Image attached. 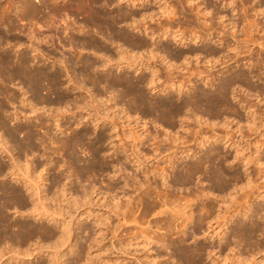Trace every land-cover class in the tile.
<instances>
[{"label": "rangeland", "instance_id": "1", "mask_svg": "<svg viewBox=\"0 0 264 264\" xmlns=\"http://www.w3.org/2000/svg\"><path fill=\"white\" fill-rule=\"evenodd\" d=\"M18 1L20 0H0V12L5 11L3 12L5 15L0 13V16L10 15L15 25L18 26L7 32L4 28L7 25L0 23V33L9 38L22 36L20 38L23 42L22 46L18 47L11 41L10 48L12 47L15 52L16 49L22 47L30 54L34 53L46 59L45 64H50L54 59L53 50L55 47L56 50H59L54 51L55 57L60 54L65 56L70 54L72 45L68 43L71 39L75 38L74 40L84 43L89 38L105 42V36L94 33L95 28L87 23L89 12L86 6L83 8L77 2L72 3L75 0H36L38 2L36 4L40 6L37 9V11L39 10L37 18L40 23L38 25H41L42 28L36 27L39 29H36L35 36L39 41L35 45L40 51L35 53L31 51L30 40L27 38V34L32 28L29 25L25 26L22 24L23 22L14 17V11L18 10ZM45 1L47 4L44 3ZM111 1L112 3L108 7L111 8L110 10L119 7L126 9V12L134 11V16L131 17L133 19L126 17L125 22L116 23L118 27L126 29L124 30L127 33V39L125 38L127 41L121 39L122 36L114 28L111 34L108 32L109 36L113 35V42L106 41L112 49L109 55L92 50L88 44H84L81 50L82 56H90L94 60H98L97 58L109 60V69H104L109 71L110 76L107 77L110 80L105 77L107 81L103 78L100 84L94 82L89 75L77 72L74 77L76 81L79 80L77 85L68 79L70 75L63 74L64 78L61 79L63 93L61 94L67 98L61 103L53 102V105H50L51 102L45 103L42 100L29 97L32 100L31 103L34 100V109L31 107L33 103L29 105L18 101L21 97V89L18 86L22 85L18 79L10 82L12 85L6 83L11 89L16 90L19 96L17 101L13 100L14 107L9 101L5 103L8 110L7 112L5 109L6 124L11 127L29 121L34 127L32 126L31 130L27 128L17 130L19 132H16V140L21 143L23 141L22 145L25 146L23 149H27L26 144H30V141L34 146L32 144L31 150L27 152L25 149L23 150L26 155L24 152L20 154L21 148L15 146L14 139L12 140V137L0 128V136L5 137L1 136L0 141L9 147V149L7 147L9 152L7 149V151L0 149L1 162L6 166L8 164L11 166L13 160L10 156L12 155L16 157V163L20 162L19 166L6 167V171L8 168H14L13 171L19 178L12 174L9 176L8 172L6 176H3L4 179L2 175L0 177L3 182L14 184L24 190V197L26 196L25 199L27 198L26 201L29 204L26 208L24 207V212L21 210L22 208L18 210L17 208L4 207L3 214L12 216L11 218L18 217L37 222L39 214L36 212H41L42 215L46 212L41 221L49 225L63 223L70 227L72 225L69 242L73 243L78 238V242L82 245L84 243L85 247H82V252H80L82 253L80 261L83 264H103L104 258L115 260L112 264H127L126 200L136 199L134 200L136 215L161 218L168 215L177 197L183 196L184 198L186 196L185 198H190L198 203L200 196H205L201 190H203L202 192L206 190L207 193H205L214 200V206L211 208L212 220H204L202 229L192 237L188 236L186 242L191 247L196 244L205 246L207 255H203L201 263L264 264V39H262L261 33L256 30L251 31L252 35L245 33L248 30V23H251L248 21H252L255 17L259 18L260 22L262 21L264 5H259L258 0H251L252 6H249L247 10L250 13L246 12L245 19L241 20L238 18H240L242 10L238 8L237 0L232 5L226 6V9L223 8L225 11L220 8L221 0H211L210 5L205 3L208 0H204V4L203 0H190V2L187 0H144L142 6L140 5L141 0ZM226 1L229 0H225L224 3ZM165 6L170 7L173 11L168 17H164L162 14ZM218 7L222 10L221 12ZM197 8L203 12L204 17L201 15V18L211 17V14L214 15L213 12L216 10L219 11L218 14L226 12L227 21L221 22L215 17L212 21L215 22L212 24L217 23L218 25H212L210 29H208V24L206 26L198 20V22L194 21L197 22L196 24H192L191 19L194 18ZM261 9L263 13L260 11ZM252 13L260 16L257 17ZM249 18L251 20H248ZM136 23L138 25H135ZM221 23L225 25L222 27L223 29L220 28ZM128 24L129 27H127ZM66 26L68 28H65ZM136 26L139 27V32L136 31V29L138 30ZM133 27L134 29H132ZM141 28L143 30L146 28V30L142 31ZM241 28H245V30L241 32ZM56 30L58 31L56 32ZM18 33L22 34L18 36ZM160 33L162 36L157 37ZM128 35L131 36L130 39H128L130 37ZM245 35L248 36L245 37ZM253 35V39L250 38L248 41L247 37ZM243 36L246 38L245 43H243ZM256 37L260 39L257 40ZM36 39L33 41L37 42ZM254 39L262 43L259 45L261 48L256 41L253 42ZM60 40L62 41L60 42ZM135 41H138L139 44ZM150 41H158V46L150 45ZM240 42L248 45V50ZM213 48L215 55L211 52ZM206 50L209 51V54ZM125 60L130 62L129 65ZM243 73L246 74V78L240 76ZM117 75L126 77L128 80L124 83L121 80L112 81L111 78ZM248 76L252 78L250 79ZM151 77L153 81L147 83L148 78ZM42 92L45 93H41L42 95L49 96L50 99H54L53 97L56 95L46 90H42ZM28 94L30 96V93ZM7 104L8 106H6ZM14 108L17 109L15 110L17 116H15ZM57 111H59L58 114ZM52 114L58 115V125L52 121L55 119ZM28 131H33V134H29ZM76 132L77 134L85 133V136L80 142H69L73 143V145L71 144L72 148L67 142L68 138L77 135ZM26 134L32 136L31 140ZM73 155L76 156L73 157ZM215 156H220L223 160L221 158L219 160ZM210 157H213L212 160ZM198 162L200 163L198 164ZM202 162H205L204 167L207 169L213 163H219V165L213 164V168H211L223 169L220 170L226 175L222 173V176H225L223 183L210 177L209 174L203 173ZM25 163L31 165L28 166ZM221 163L222 166L219 169ZM189 170L191 176L186 179L185 175L190 173ZM21 172H28L30 180L37 182L40 188L38 194H32L30 190L27 191L30 194L26 192L27 189L25 190L22 182L23 177L20 176ZM222 187L225 189L224 191ZM142 189H146L142 191L146 192L144 195L142 194L143 196L138 194ZM162 199L166 200L163 205L161 204ZM39 201H42L41 204ZM37 203L43 205L44 208H39L41 206ZM29 206L30 208H28ZM32 206L38 208V211L35 209L36 212L33 210V214H29V211L32 213ZM254 206H261L263 210L261 209L258 214L249 217L251 213L249 209ZM248 207L250 208L248 209ZM246 210L249 213H245ZM233 212L237 214L223 226L224 233L221 232L219 228L221 217L223 214L226 216L227 213L232 214ZM249 218L252 219L249 220ZM52 219L57 223L53 224ZM78 219L82 220V224L91 223L93 219L97 222L85 230L82 227H77ZM242 221L247 223L248 231L239 229ZM55 229L56 235L46 237L44 234L40 236L37 233L39 236L34 235L30 238V243L28 241L23 246V248L28 244L30 246L28 248L31 255L23 257L26 264L37 261H41L42 264H48V261L49 264H62L63 253L69 247H67V242H63L57 226ZM187 230L189 229L187 228ZM217 232H221L220 234L223 236L220 243H224L228 239L229 247L224 245L220 248L213 247L219 240ZM86 235L89 238H86ZM184 235L187 236V234ZM232 240L237 241L232 244ZM133 242L129 248L137 255L155 252L156 246L152 242L148 243L141 238L133 240ZM236 243L237 246L234 248ZM170 250L168 249V251ZM57 258L58 260H56ZM68 258L70 259V256ZM119 261L121 263H118ZM167 261L164 264L170 263L169 260ZM73 263L75 262L73 261ZM134 263L138 264L136 261Z\"/></svg>", "mask_w": 264, "mask_h": 264}, {"label": "bare ground", "instance_id": "2", "mask_svg": "<svg viewBox=\"0 0 264 264\" xmlns=\"http://www.w3.org/2000/svg\"><path fill=\"white\" fill-rule=\"evenodd\" d=\"M8 1V0H7ZM41 1V0H40ZM48 1V0H47ZM128 1V0H127ZM144 0H141V4H144L143 3ZM179 1V0H178ZM186 1V0H185ZM188 2H190V0H187ZM207 1V0H206ZM222 1V6L220 8H225L226 9V6H229V5H232L234 3V1L236 0H229V1H226V3H224L225 0H221ZM220 1V2H221ZM253 1V0H252ZM17 2V1H16ZM36 0H20L18 1V10L17 11H14L15 9H12L14 11V17L18 18L19 21L23 22L22 24H24L25 26L26 25H29L31 31H29V33L27 34V38L30 40H28L30 42V48H31V51L35 52V53H39L40 49L37 48V45H35V43L37 44L39 39L37 40L36 39V36H35V31L36 29H39V28H36V27H41L42 26L38 25L40 24L38 21H39V18H37V14L39 13V10L37 11V9L40 7L39 5L36 4ZM73 2H77L78 4L81 5V7L85 8V6L87 7V10L89 12L88 14V17H87V23H90L92 27H94V33H100L102 36H105V42H101L99 40H95V39H87L86 43H84L83 41L80 42L79 40H69V43L72 48L70 54L67 56L65 55H62V54H58L59 56L58 57H55L54 55V51L56 50V47L54 48L55 50H53V61H51L50 64H45V60L44 58H42L41 56H38L37 54H30L29 51H26L24 50L22 47L19 48V49H16V52L14 51V49L11 47L10 48V45H12L11 41H13V44H17L18 47L21 45H23V42L21 41L22 39L18 38V37H8V36H4L2 33H0V128L4 129V133L6 131L7 134H9L11 137H12V140L14 139L15 141V146L17 145L19 148H21V151L19 152L21 154V152H24L23 150V147H25L24 145H22L21 142H19L18 140H16V132H19L17 130L19 129H24V128H27L28 130H31L32 126L34 127V125L31 126V124L28 122H24V124H17V125H13L10 127V125L8 126L6 124V120H5V117H6V107H5V103L6 102H10V103H14L13 100L17 101L18 99V93L16 90L14 89H11L10 86H8L7 84H9L10 82L12 83V81L15 79L19 81V83H21L22 85L18 86L19 89H21V97L19 98L18 101H20L21 103L23 104H29L31 105L33 102L31 103L32 100L30 99H37V100H42L43 102L45 103H50V105L54 102V103H61L63 102V100L65 98H67L65 95L63 96L61 93L62 92V87H61V84L63 86V83H61V79L64 78V75H70V78L68 77V79L70 81H72V83H77V85L79 84V80L76 81V79L74 78L76 76V73L78 72V74H85L86 76L89 75L92 80L94 82H101L103 81L102 79H106L105 77H109L110 76V73L109 71H105V69H109V60L108 59H103V60H100L99 58H97L98 60H94V58H91L90 56H82L81 55V50L83 49V45L84 44H88V47H91L92 50H98V52H102L104 55L106 53H108L107 55H109L111 52H112V49L110 47V45H108L106 43L107 42H113L112 41V36H109L108 32L111 34L112 31H114V28L115 30H117L116 32L122 36L121 39H125L126 38V29L123 28V27H118L117 24L120 22H125L126 21V17L128 18H131L133 17L134 15V11L131 10V11H128L126 12V9L124 8H119L118 9H112L110 10L111 8H108L112 1L111 0H75V1H72ZM140 2V1H139ZM38 3V2H37ZM46 3V1L44 2ZM97 3V4H96ZM136 3V2H135ZM181 3V2H180ZM202 3L204 4V0L202 1ZM207 5L211 4V0H208L207 2H205ZM238 3V4H237ZM258 3L259 5H264V0H258ZM47 4V3H46ZM68 4V3H67ZM83 4V5H82ZM236 4L239 5V10H242L241 12V16L240 18L238 19H241V20H244L245 19V15H247L248 12V7L249 6H252V2L251 0H237L236 1ZM14 5V4H13ZM44 5V4H43ZM69 5V4H68ZM96 5V6H95ZM199 5V4H198ZM255 5V3H254ZM253 5V7H254ZM10 6V5H8ZM7 6V7H8ZM39 6V7H38ZM142 6V5H141ZM200 6V5H199ZM16 7V6H15ZM252 7V9H253ZM14 8V7H13ZM194 8V7H193ZM205 8V7H204ZM214 8V7H213ZM217 8V7H216ZM215 8V9H216ZM218 7V9H220ZM9 9V8H8ZM7 9V10H8ZM251 10V7L249 8ZM86 10V11H87ZM202 10H204L202 8ZM213 10V9H212ZM224 10V9H223ZM232 10V8H231ZM255 10V9H253ZM252 10V11H253ZM3 11V9H2ZM10 11V9L8 10ZM12 11V12H13ZM54 11V10H53ZM194 11V10H193ZM222 10L220 9V12ZM225 11V10H224ZM262 11V9L260 10ZM5 12V11H3ZM3 12L1 13V15L3 14ZM38 12V13H37ZM76 12V11H75ZM82 12V11H81ZM87 12V13H88ZM247 12V14H246ZM255 12H257L255 10ZM11 13V12H10ZM138 13V12H137ZM171 13H173V11L171 10L170 7H167L165 6L163 8V11H162V14L164 15V17H168ZM207 13V12H206ZM217 15H212L211 14V17L209 18H201V15L203 14V12L201 11V9L197 8V11L196 13L194 14V18H192V24L193 23H197L198 21L202 24H205L207 26V24L209 25L208 26V29H210V27H212V25L214 26L215 24H212L214 22L213 21V18H218L219 20H221V22L225 21L226 20V15L225 13H222V14H218L219 11H215L213 12ZM240 14V11L238 12ZM263 13V11H262ZM9 14V12H8ZM63 14V13H62ZM209 14V13H208ZM254 14V13H252ZM260 14V12H259ZM258 14V15H259ZM5 15V14H3ZM66 15V14H65ZM205 15V13H204ZM250 15V14H249ZM256 15V14H254ZM258 15H256L258 17ZM264 15V14H263ZM39 16V15H38ZM73 16V15H72ZM152 16V15H151ZM226 16V17H225ZM239 16V15H238ZM260 16V15H259ZM202 17H204L202 15ZM250 17V16H249ZM61 18V17H60ZM75 18V17H74ZM248 18V17H247ZM57 19V18H56ZM62 19V18H61ZM133 19V18H131ZM259 19V18H257ZM256 17L254 19H252V21H248V22H251V23H248V30L247 33L248 35L252 32H254L256 30V32H260L261 33V37L262 39H264V16H263V19H262V23L260 22V19L257 21ZM59 20V19H58ZM197 21V22H194V21ZM229 20V19H228ZM248 20H251V18H249ZM41 21V20H40ZM61 21V20H60ZM190 21V20H189ZM227 21V20H226ZM239 21V20H237ZM20 22V23H21ZM45 22V21H44ZM118 22V23H117ZM0 23L3 25H7L5 26L4 28H6L5 31L9 32L11 30H14L16 29L18 26L17 24L15 25V22L14 20H12V18H10V15H7V16H0ZM59 23V22H58ZM64 23V21H63ZM117 23V24H116ZM226 23V22H225ZM224 23V24H225ZM132 24V23H131ZM130 24V25H131ZM194 24V25H195ZM220 24V23H219ZM222 24V23H221ZM243 24V23H242ZM15 25V26H14ZM38 25V26H36ZM51 25V24H50ZM53 25V24H52ZM69 25V24H68ZM135 25H138L137 23ZM218 25V24H217ZM223 25V24H222ZM220 28L222 27H225V25L227 26V23L225 25H223ZM229 25V24H228ZM234 25V24H233ZM236 25V24H235ZM246 25V24H244ZM17 26V27H16ZM20 26V25H19ZM22 26V25H21ZM54 26V25H53ZM200 26V25H199ZM1 27V25H0ZM50 27V26H49ZM56 27V26H55ZM74 27V26H73ZM72 27V28H73ZM117 27V28H116ZM129 27V24L128 26ZM138 27V26H136ZM197 27H198V24H197ZM65 28H68L67 26ZM64 28V29H65ZM131 28V27H130ZM214 28V27H213ZM243 28V27H242ZM241 28V29H242ZM63 29V30H64ZM125 29V30H124ZM134 29V27L132 28ZM136 29V28H135ZM142 29V28H141ZM144 29V27H143ZM142 31H145L143 30ZM217 29V28H216ZM223 29V28H222ZM226 29V28H224ZM72 30V29H71ZM245 30L242 29L241 32ZM23 31V30H21ZM58 30H56L57 32ZM83 31V30H81ZM88 31V29H87ZM137 32H139V27H138V30L136 29ZM141 31V30H140ZM19 32V31H18ZM64 32V31H63ZM127 32H130V31H127ZM132 32V31H131ZM214 32V31H213ZM255 32V33H256ZM14 33V32H13ZM24 33V32H23ZM69 33V32H68ZM81 33V32H80ZM135 33V32H133ZM146 33V32H145ZM164 33V32H163ZM22 34V33H21ZM20 34V35H21ZM25 34V33H24ZM37 34V33H36ZM72 34V33H71ZM83 34V33H82ZM87 34V33H85ZM137 34V33H136ZM162 33L158 34L157 37H161ZM227 34V33H226ZM230 34V33H229ZM14 35V34H12ZM18 36L19 33L17 34ZM94 35V34H92ZM91 35V36H92ZM131 36H133L132 34H130ZM128 35V36H130ZM139 35V34H138ZM137 35V36H138ZM209 35V33H208ZM248 35H245L248 36ZM252 35V33H251ZM256 35V34H255ZM26 36V35H25ZM73 36V35H71ZM127 36V37H128ZM131 36L128 38L130 39ZM140 36V35H139ZM176 36V35H175ZM173 36V37H175ZM219 36V35H218ZM259 36V35H258ZM61 37V36H60ZM97 37V36H96ZM203 37V36H202ZM244 37V36H243ZM243 38L244 39V42L245 43V40L246 38ZM254 35L252 37H247L248 41L249 39H253ZM38 38V37H37ZM40 38V37H39ZM58 38V36H57ZM119 38V39H120ZM210 38V37H209ZM258 38L257 40H259L260 38L259 37H256ZM34 39L37 40L36 41H33ZM60 39V38H58ZM62 39V38H61ZM127 39V38H126ZM125 39V40H126ZM142 39V38H141ZM181 39V38H180ZM219 39V38H218ZM221 39V38H220ZM42 40V38H41ZM85 41V39H83ZM114 40V39H113ZM137 40V39H136ZM139 40V39H138ZM152 40V39H151ZM156 40V39H155ZM44 41V40H42ZM41 41V42H42ZM62 40H60L61 42ZM127 41V40H126ZM130 41V40H128ZM145 41V40H144ZM159 41V40H158ZM157 41V42H158ZM256 41V39L253 40V42ZM115 42V41H114ZM138 43V41H135ZM141 42V41H140ZM157 42H151L150 41V45L152 46H156L157 45ZM239 42V41H238ZM247 42V41H246ZM251 42V41H250ZM252 42V43H253ZM257 42V41H256ZM255 42V43H256ZM264 42V40H263ZM136 43V44H137ZM143 43V42H142ZM141 43V44H142ZM222 43V42H221ZM224 43V42H223ZM241 43V42H240ZM241 43V44H243ZM64 44V43H63ZM74 44V45H73ZM134 44V43H133ZM139 44V43H138ZM160 44V42H159ZM165 44V43H164ZM239 44V43H238ZM144 45H147V44H144ZM149 45V43H148ZM240 45V44H239ZM238 45V46H239ZM245 44H243L244 46ZM257 45H262L261 42H257ZM87 46V45H86ZM121 46V45H120ZM143 46V45H142ZM158 46V45H157ZM166 46V45H165ZM237 46V48H238ZM246 46V50H248V45H245ZM244 46V48H245ZM253 46V45H252ZM85 47V46H84ZM260 47V46H259ZM210 48V47H209ZM261 48V47H260ZM241 49H242V46H241ZM51 50V51H52ZM197 50V49H196ZM204 50V49H203ZM210 50V49H209ZM212 53L214 54L213 49H211ZM238 51H240L239 49H237ZM245 50V51H246ZM13 51V52H12ZM50 51V52H51ZM59 51V50H56V52ZM95 51V52H96ZM207 51V50H206ZM255 51V49H254ZM60 52H62L60 50ZM65 52V51H64ZM100 52V53H101ZM208 54H209V51H207ZM210 52V53H211ZM218 52V51H217ZM216 52V53H217ZM247 52V51H246ZM245 52V53H246ZM52 53V52H51ZM63 53V52H62ZM97 53V52H96ZM114 53V52H113ZM180 53V52H179ZM240 54V53H239ZM255 54V53H254ZM57 55V54H56ZM89 55V54H88ZM106 55V56H107ZM179 55V54H178ZM211 55V54H210ZM215 55V54H214ZM98 56V55H97ZM103 56V55H102ZM226 56V55H225ZM41 57V58H39ZM224 57V56H223ZM222 58V57H221ZM249 58V57H248ZM260 58V56H259ZM126 61V60H125ZM228 61V60H227ZM127 64L129 65L128 61H126ZM260 63V62H259ZM80 64V65H79ZM248 64V63H247ZM262 64V63H261ZM109 65V66H108ZM136 67V66H135ZM105 68V69H104ZM118 74V73H116ZM240 74V73H239ZM238 74V75H239ZM245 73H243V75H240L241 77H244L246 78V74L244 75ZM249 74V73H247ZM63 75V77H61ZM73 75V76H72ZM84 75V76H85ZM237 75V76H238ZM72 76V77H71ZM251 76V75H250ZM61 77V78H60ZM107 77V78H108ZM249 77V76H248ZM90 78V79H91ZM250 78V77H249ZM252 78V77H251ZM250 78V79H251ZM67 79V78H66ZM75 79V80H74ZM110 80V78H108ZM112 81H115V80H121L123 83L126 82V77H121V75H117L116 77L114 78H111ZM240 79V78H239ZM63 80V79H62ZM108 80V81H109ZM107 81V79H106ZM141 81V80H140ZM153 81V78H148L147 80V83H151ZM15 82V81H14ZM65 82V81H64ZM69 82V81H68ZM92 82V81H91ZM116 82V81H115ZM129 82V81H128ZM245 82V81H244ZM7 83V84H6ZM10 83V84H11ZM71 83V84H72ZM9 84V85H10ZM101 84V83H100ZM105 84V83H104ZM127 84H130V83H127ZM225 84V82H224ZM12 85V84H11ZM14 85V84H13ZM76 85V86H77ZM226 85V84H225ZM249 85V84H248ZM80 86V85H79ZM78 87V86H77ZM228 87V86H227ZM251 87V86H250ZM17 88V87H16ZM70 88V87H69ZM224 88V87H223ZM18 89V90H19ZM64 89V88H63ZM42 90H46L48 92H51V93H55V97H53L54 99H50L49 96H46V95H42L44 92H42ZM30 93V96H28ZM42 93V94H41ZM47 93V92H46ZM28 94V95H27ZM45 94V93H44ZM27 95V97H26ZM30 97V99H29ZM211 98V97H210ZM77 99V98H76ZM79 99V98H78ZM36 100V101H37ZM75 100V98H74ZM80 100V99H79ZM69 101V99H68ZM66 102V101H65ZM82 102V101H81ZM78 103V101H77ZM12 104H9V105H12ZM15 104V103H14ZM14 104H13V107H14ZM69 104V103H68ZM33 105H35V103H33L31 105V107L34 109ZM49 105V104H48ZM53 105V104H52ZM79 105V103H78ZM8 106V104L6 105ZM42 106V105H41ZM40 106V107H41ZM75 106V104H74ZM77 106V105H76ZM78 107V106H77ZM52 108V106H51ZM57 108V107H56ZM6 109V110H5ZM38 109V108H37ZM15 109L14 108V113H15V116H17V112H15ZM47 110V109H46ZM250 110V109H248ZM63 111V110H62ZM8 112V110H7ZM19 112V111H18ZM34 112V111H33ZM56 113V111H54ZM27 113V112H26ZM53 113V112H52ZM59 113V111H57V114ZM250 113V112H249ZM9 115V114H8ZM26 115V114H25ZM40 115V114H39ZM38 115V116H39ZM51 115V114H50ZM55 116V114H52ZM28 116V115H27ZM25 116V117H27ZM38 116H35V118ZM53 116V117H54ZM58 116V115H57ZM55 116V119H53L52 121H54L55 123L54 124H57L58 125V117ZM69 116V115H68ZM8 117V116H7ZM52 117V118H53ZM61 118V116H59ZM28 118V117H27ZM50 118V117H49ZM24 119V118H23ZM62 119V118H61ZM14 120V119H13ZM28 120V119H27ZM71 120V119H70ZM24 121V120H23ZM41 121V120H40ZM46 121V120H45ZM104 122V121H103ZM60 124V123H59ZM79 124V123H78ZM77 124V125H78ZM96 125V124H95ZM61 126V124H60ZM57 129V128H56ZM113 129V128H112ZM33 130V129H32ZM60 130V129H59ZM74 130V129H73ZM22 131V130H20ZM27 131V130H26ZM3 132V131H2ZM29 134L32 133L31 131H28ZM27 132V133H28ZM62 132V131H61ZM74 132V131H73ZM86 132V131H85ZM118 132V131H117ZM22 133V132H21ZM64 133V132H63ZM3 134V133H2ZM29 134H26V136H29ZM33 134V133H32ZM60 134V133H59ZM65 134V133H64ZM72 134V133H71ZM71 134L69 135V137L71 136ZM77 134V132H76ZM8 135V136H9ZM61 135V134H60ZM59 135V136H60ZM2 136V135H1ZM0 136V137H1ZM47 136V135H46ZM53 136V135H52ZM85 136V133L81 134L80 132L74 136L73 138H68V142H75L77 143L78 141L80 142L82 138H84ZM3 137V136H2ZM31 140V135L29 136ZM27 137V138H29ZM36 137V136H35ZM5 138V137H3ZM37 138V137H36ZM2 139V138H1ZM9 139V138H8ZM53 139V138H52ZM5 140V139H4ZM33 140V139H32ZM48 140V139H47ZM67 140V139H66ZM3 141V139H2ZM13 141V142H14ZM26 139L24 140V143H25ZM39 141V140H38ZM215 141V140H214ZM31 143L30 144H26L27 145V149L26 152L28 150H31V146H32V141H30ZM29 143V142H28ZM96 143V142H95ZM102 143V141H101ZM70 144V143H69ZM73 145V143H71ZM70 144V146L72 147V145ZM43 145V144H42ZM77 145V144H76ZM29 146V147H28ZM34 146V144H33ZM57 146V145H56ZM69 146V147H70ZM8 146H6V144L4 142H1L0 141V149L2 150H6ZM16 147V148H18ZM43 147V146H42ZM55 147V146H54ZM75 147V145H74ZM11 148V147H10ZM18 148V149H19ZM29 148V149H28ZM45 148V147H44ZM51 148V147H50ZM73 148V147H72ZM9 149V147H8ZM7 149V150H8ZM57 149V148H56ZM64 149V148H63ZM70 149V148H69ZM95 149V148H94ZM6 150V151H7ZM33 150V148H32ZM213 150V149H212ZM9 152V150H8ZM26 152L25 155H26ZM34 152V151H33ZM74 154H76L75 152H73ZM11 154V153H10ZM23 154V153H22ZM44 154V153H43ZM69 154V153H68ZM217 154V153H216ZM12 155V154H11ZM34 155V154H32ZM127 155V154H126ZM212 156V153L210 154ZM214 155V154H213ZM16 156V155H15ZM76 156V155H75ZM73 155V157H75ZM12 158V165L9 166H6L3 164V162H1L0 160V176L2 175L3 176H6V173L8 172L9 176L10 174L15 175V172L13 171V169H10L8 168V171L6 167H13V166H16L18 165V161L16 163V157H13L10 156ZM26 157V156H25ZM217 157V156H215ZM45 158V157H44ZM206 158V157H205ZM209 158V157H208ZM207 158V159H208ZM213 158V157H210V159ZM219 160H223V158H221L220 156L217 157ZM221 158V159H220ZM204 159V158H203ZM202 159V160H203ZM210 159L208 160L210 162ZM18 160V159H17ZM50 160V159H49ZM212 160V159H211ZM218 160V161H219ZM32 162L34 160H31ZM42 161V159H41ZM47 161V160H46ZM207 161V162H208ZM213 161H215L213 159ZM29 162V161H28ZM44 162V160H43ZM225 162V160H224ZM31 163V162H30ZM36 163V162H35ZM48 163V161H47ZM200 162H198L199 164ZM205 163V162H204ZM203 162L201 164H203V167H204V164ZM216 163V162H215ZM213 163V164H215ZM223 163V162H222ZM222 163L219 167V169L221 168L222 166ZM27 164V163H25ZM119 164V163H118ZM200 164V165H201ZM209 164V163H208ZM212 164V165H213ZM219 165V163H217ZM215 164V165H217ZM28 165V164H27ZM31 165V164H30ZM28 165V166H30ZM47 165V164H46ZM197 165V164H196ZM211 165V163L209 164ZM208 165V166H209ZM211 165V167L213 168V166ZM19 166V165H18ZM17 166V167H18ZM27 166V167H28ZM43 166V165H42ZM202 166V165H201ZM201 166L198 165V167L200 168ZM206 166V167H208ZM210 166L209 168H205L204 169L201 167V169H203V173L205 174H209L210 177L216 179L217 181L220 180L221 182L225 179V174L220 170H223V169H220L218 170V168H214L212 169ZM216 167V166H214ZM19 168V167H18ZM17 168V169H18ZM29 168V167H28ZM223 168V167H222ZM16 169V171H17ZM21 169V168H20ZM200 169V170H201ZM19 170V169H18ZM22 170V169H21ZM44 170V169H42ZM20 171V170H19ZM45 171V170H44ZM43 171V172H44ZM190 171V170H189ZM188 171V172H189ZM18 172V171H17ZM20 173V172H19ZM28 173V172H27ZM25 172H21L22 175H20L22 178V182L24 183V186H25V190L26 192L30 190V193H34V194H38L39 191H40V188L37 184V182H33L32 180H30V178L28 177L29 173L27 174ZM61 173V172H60ZM69 173V172H67ZM195 173V172H194ZM222 173L225 175L224 177L222 176ZM17 174V173H16ZM193 174V173H192ZM230 174V173H229ZM234 174V173H233ZM236 174V173H235ZM18 175V174H17ZM64 175V174H63ZM194 175V174H193ZM191 176V171L190 173L186 174L185 175V178H189ZM1 178V177H0ZM11 178V177H10ZM16 178H19V176H17ZM15 178V179H16ZM70 178V177H69ZM164 178V177H163ZM237 178V177H236ZM4 179V177H3ZM3 179L1 178L0 179V264H26L25 260L23 259V257L25 256H29L31 255L30 252H29V244L27 247L23 248V246L28 243V241L30 240V238H32L34 235L36 236H41L42 234H44V236L46 237H51V236H54L56 235V229L55 227L57 226V228L60 230V236L62 237V240L63 242L65 241V243L67 242L69 248H66L65 252L63 253V261H62V264H81L82 261H80V258L82 256H80V254L82 255V252L81 249L82 247H85L84 246V243L83 245L78 242V238H76L74 240V242H69V238L71 237V231H72V225L71 227L68 225V224H59V225H56L54 223H57L55 222L53 219V224L54 225H49L43 221H41L42 219V215L43 213L41 212H36L38 211L37 209L38 208H31V212L34 210V212H36L37 214H39L38 218H37V222L36 221H28L27 219L24 220V218L20 219V218H11L10 216H7L5 214H3V208L5 207H11V208H17L19 210V208H22L21 210L23 211V209H25L27 207V205H29L24 197V190H22L21 188L15 186L14 184H9L7 182H3ZM33 179V178H31ZM44 179V178H43ZM61 179V178H60ZM57 180V179H56ZM17 181V180H16ZM53 181V180H52ZM60 182V181H59ZM138 182V181H136ZM15 183V182H14ZM57 183V182H56ZM223 183V182H222ZM225 183V182H224ZM141 184V183H140ZM165 184V183H164ZM227 184V183H225ZM136 185V184H135ZM141 186V185H140ZM92 188V187H91ZM140 188V187H139ZM138 188V189H139ZM210 188V187H209ZM208 188V189H209ZM223 188V187H222ZM221 188V190H222ZM45 189V188H44ZM144 189V188H143ZM141 190L140 192L142 191H145V190ZM203 189V188H202ZM220 189V188H219ZM225 189L223 188V191ZM203 190H201V193L203 195H205L204 197L201 195L200 196V201L197 203L195 202L194 200H191L190 198H185L186 196H179L175 199V204L173 205L171 211L168 213L167 216H163L161 218H157L156 216H152V217H146V216H141V214L139 215H136L135 213V210H134V204L136 202H134V200L136 199H133L132 200H126V233H127V238H128V242L126 243V255H127V264H135L134 261H136L138 264H164L166 263L167 260H169L170 263H167V264H185V263H190V264H203L201 263L202 261V257L203 255H205V246L204 245H193V247L189 246L186 242H187V239H188V236H193L195 235V233L197 231H199L200 229H202V223L204 222V220L206 219H211L212 220V213H211V208L214 206V200L213 198H210L208 196V194H206V190L205 192H202ZM138 193L139 195H144L146 192H142V193ZM28 193V192H27ZM28 193V194H30ZM148 193V192H147ZM26 195V194H25ZM142 195V196H143ZM147 195V194H146ZM197 195V194H196ZM30 197L33 196V195H29ZM141 196V197H142ZM166 196V195H165ZM164 196V198H165ZM194 196V195H193ZM192 196V197H193ZM199 196V195H198ZM29 197V198H30ZM138 197V196H137ZM146 197V196H145ZM162 197V196H161ZM171 197V196H170ZM202 197V198H201ZM199 198V197H198ZM166 199V198H165ZM169 199V198H168ZM194 199V198H193ZM38 202V201H37ZM42 202V201H39V203ZM166 200L162 199L161 200V204H165ZM39 203H37L38 205H40ZM139 203V202H138ZM43 204V203H42ZM249 204V203H248ZM78 205V204H77ZM259 205V204H258ZM261 205V204H260ZM37 206V205H36ZM42 209L43 205H40ZM25 207V208H24ZM166 207V206H165ZM247 207V206H246ZM30 208V206L28 207ZM44 208V207H43ZM164 208V207H163ZM169 208V207H168ZM250 207H248L249 209ZM36 209V211H35ZM235 209V208H234ZM247 209V210H248ZM262 207L261 206H254L253 208L249 209V211H251L250 216H253L254 214H258L259 211H261ZM167 210V209H166ZM245 211V213H249L248 211ZM263 210V209H262ZM8 211V210H7ZM29 211V210H28ZM41 211V210H40ZM43 211H45L43 209ZM46 211L48 212V210L46 209ZM231 211V210H230ZM234 211V210H233ZM24 212V211H23ZM240 212V211H239ZM6 213V212H5ZM26 213V212H25ZM49 213V212H48ZM29 214H33L30 213L29 211ZM53 214V213H52ZM51 214V215H52ZM156 214V213H155ZM159 214V213H157ZM163 214V213H162ZM165 214V212H164ZM223 214V213H222ZM230 214V215H229ZM227 213L226 216H223L221 217V221L219 222V225L221 223V225L219 226L220 228V231L223 232V226L228 223L227 221H230L231 218L236 215L237 213L233 212L232 214L231 213ZM28 215V214H27ZM50 215V216H51ZM247 215V214H246ZM32 216V215H31ZM82 216V215H81ZM20 217V216H19ZM34 219V218H33ZM252 218H249V220H251ZM41 222H40V221ZM50 220V219H49ZM84 220V219H83ZM92 220V219H91ZM236 220V219H235ZM82 220L81 219H78L76 221V224H77V227L80 228L82 227L83 229L87 230L86 228H89V227H92L94 226L93 224L95 223L96 224V220H92L91 223H88V224H82L81 222ZM36 222V223H35ZM99 222V221H98ZM128 222V223H127ZM252 223V222H251ZM70 224V223H69ZM246 222L242 221L240 223V226L241 228L239 229H243L244 231H248V228L246 227ZM239 226V227H240ZM211 226L209 225V228ZM81 228V229H82ZM187 228L189 230H187ZM208 228V229H209ZM227 230V229H225ZM84 232V230H82ZM58 232V233H59ZM221 232H217V236H219V240H218V243L217 245H214L213 247H217V248H220L221 246H228L230 245V242L228 241V239H226L224 241V243H220V240L223 238V236L220 234ZM37 233L39 235H37ZM91 233V231H90ZM89 233V234H90ZM153 235H151V234ZM224 233V232H223ZM237 233V232H236ZM86 234V233H85ZM151 237H150V235ZM184 234H187V236H185ZM79 235V234H78ZM78 235H76L78 237ZM175 235V236H173ZM59 236V235H58ZM57 237V236H56ZM86 238H89L87 235L85 236ZM226 237V236H225ZM41 238V237H40ZM44 238V237H43ZM143 239V241H148V243L152 242L154 243V245L156 246L155 248V252L154 253H147L146 254H142L141 255H137V253L135 254L133 252V250L131 248H129L133 242V240H137V239ZM39 239V238H38ZM37 239V240H38ZM47 239V238H46ZM56 240V239H55ZM86 240V239H85ZM237 241V240H235ZM235 241L232 240V244L235 243ZM53 242H56V241H53ZM60 242V241H59ZM62 242V241H61ZM30 243V241H29ZM137 243V242H136ZM142 243V242H140ZM139 243V244H140ZM82 245V246H81ZM110 246V245H109ZM237 246V243L234 244V248ZM59 247V246H58ZM112 247V246H111ZM90 248V247H89ZM110 248V247H109ZM84 249V248H83ZM136 249V248H135ZM134 249V251H135ZM168 249L170 251H168ZM213 249V248H212ZM231 249V247H230ZM233 249V248H232ZM153 251V250H152ZM207 251V250H206ZM141 252V251H140ZM139 252V253H140ZM145 252V251H144ZM210 252V250H209ZM88 253V252H87ZM86 253V254H87ZM7 254V255H6ZM39 254V253H38ZM85 254V253H84ZM83 254V255H84ZM6 255V256H5ZM40 255V254H39ZM110 255V254H109ZM165 255H167L165 257ZM207 255V254H206ZM65 256V257H64ZM70 256V259L68 258ZM80 256V257H79ZM108 256V255H107ZM106 256V257H107ZM176 256V257H175ZM5 258L4 260L2 258ZM33 257V256H32ZM91 257V256H90ZM160 257H163L160 259ZM175 257V258H174ZM72 258V259H71ZM92 258V257H91ZM90 258V260H91ZM96 258V257H95ZM103 258V257H102ZM132 258V259H131ZM204 259V258H203ZM51 260V259H50ZM58 260V258L56 259ZM72 260V261H71ZM97 260V259H95ZM73 261L75 263H73ZM85 261V260H84ZM88 261V260H87ZM93 261V260H92ZM98 261V260H97ZM115 260L111 259V258H107V259H103L102 262L103 264H112ZM122 261V260H121ZM121 261H119L118 263H121ZM156 261V262H155ZM44 262V261H43ZM81 262V263H80ZM96 262V261H95ZM168 262V261H167ZM51 263V261H50ZM88 263V262H87ZM98 263V262H97ZM29 264H42L41 261H37L35 263L33 262H30ZM48 264H49V261H48ZM83 264V263H82ZM95 264V263H94Z\"/></svg>", "mask_w": 264, "mask_h": 264}]
</instances>
